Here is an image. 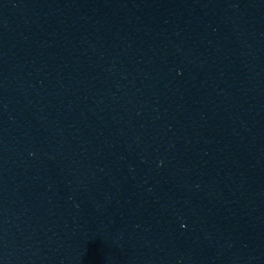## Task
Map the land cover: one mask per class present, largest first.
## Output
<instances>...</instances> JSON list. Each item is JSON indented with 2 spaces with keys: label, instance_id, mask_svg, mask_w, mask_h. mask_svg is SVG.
<instances>
[{
  "label": "water",
  "instance_id": "1",
  "mask_svg": "<svg viewBox=\"0 0 264 264\" xmlns=\"http://www.w3.org/2000/svg\"><path fill=\"white\" fill-rule=\"evenodd\" d=\"M0 264H264V0H0Z\"/></svg>",
  "mask_w": 264,
  "mask_h": 264
}]
</instances>
